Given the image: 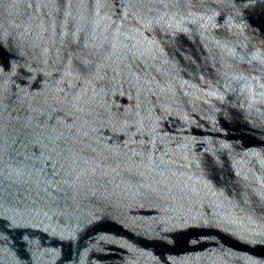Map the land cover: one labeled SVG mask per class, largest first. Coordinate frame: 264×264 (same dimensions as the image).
<instances>
[{
	"label": "water",
	"instance_id": "obj_1",
	"mask_svg": "<svg viewBox=\"0 0 264 264\" xmlns=\"http://www.w3.org/2000/svg\"><path fill=\"white\" fill-rule=\"evenodd\" d=\"M0 264H264V0H0Z\"/></svg>",
	"mask_w": 264,
	"mask_h": 264
}]
</instances>
